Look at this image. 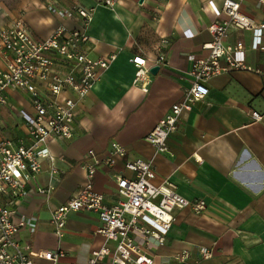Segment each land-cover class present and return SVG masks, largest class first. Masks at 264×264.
I'll list each match as a JSON object with an SVG mask.
<instances>
[{
  "label": "crops",
  "instance_id": "obj_1",
  "mask_svg": "<svg viewBox=\"0 0 264 264\" xmlns=\"http://www.w3.org/2000/svg\"><path fill=\"white\" fill-rule=\"evenodd\" d=\"M223 2L118 0L109 7L96 0H80L81 6L93 10L86 30L90 39L81 49L92 57L117 56L80 103L74 137L50 143L63 171L54 177L53 194L49 198L32 195L18 203L0 196L1 203L37 218L34 225L19 233L33 250L62 249L63 263L85 264L92 252L103 246L96 212L69 213L62 237L57 235L51 216L86 181L82 164L88 151L94 149L103 157L116 141L126 148L127 158L152 160L158 180L170 179L180 194L205 201L200 213L191 206L174 210L175 220L165 244L153 242L145 247L154 264H264V28L231 25L225 41L231 45L243 42L246 50L239 57L253 70H234L211 78L209 94L181 115L178 130L168 139V151L156 152L146 139L172 105L183 99L191 83L194 59L208 53L203 49L212 40L208 27ZM240 2L241 11L256 25L264 23V2ZM76 3L0 0V28L21 19L39 39L48 37L61 24L69 30L81 29L82 19L73 8ZM159 53L165 54L167 63L154 65L152 60ZM11 57L0 44V68ZM136 57L145 58L150 71L159 66L156 74H150L148 91L135 83ZM7 95L8 103L0 110V137L30 143L20 114L21 110H33L30 95L17 90H8ZM253 111L260 112L262 119L254 120ZM11 120L20 123L19 133L8 127ZM125 161L119 159L115 166L98 168L96 189L108 204L118 199L116 176L133 175ZM48 169L45 161L44 170L31 185L47 186L51 181ZM199 246L211 248L213 255L201 258ZM183 250L190 252L185 263L176 259Z\"/></svg>",
  "mask_w": 264,
  "mask_h": 264
},
{
  "label": "built area",
  "instance_id": "obj_2",
  "mask_svg": "<svg viewBox=\"0 0 264 264\" xmlns=\"http://www.w3.org/2000/svg\"><path fill=\"white\" fill-rule=\"evenodd\" d=\"M96 1L109 7L118 2ZM76 2L73 8L82 19L81 29L69 30L61 24L48 37L39 39L21 19L0 28V44L12 54L7 65L0 68V110L8 103V90L28 93L33 109L20 112L30 143L0 137V196L10 198V203H18L32 195L49 198L53 194L56 189L54 177L63 171L56 164L50 143L74 137L80 103L117 56L92 57L81 49V45L90 39L86 30L93 10L81 6L80 0ZM215 16L216 20L208 27L212 40L203 45L208 53L194 59L191 83L185 88L183 99L173 104L146 136L158 153L168 151V139L178 130L181 115L191 111L194 104L209 94L211 78L234 70H253L239 57L246 50L243 42L231 45L225 40L231 25L257 29L264 28V23L256 25L244 14L240 0H224ZM152 61L154 65H163L167 58L164 53H159ZM134 62L138 67L135 83L148 91L150 67L146 66L145 58L136 57ZM251 116L256 121L262 119L258 111L251 112ZM126 153V148L116 141L103 157L90 149L82 164L86 181L78 192L52 212L51 222L59 237L65 233L69 213L87 210L98 214L101 226L97 231L103 235L105 243L92 252L85 264H154V257L145 247L153 242L160 246L165 244L175 220L174 210L191 206L200 213L205 208L204 200H191L180 194L170 179L158 180L152 160L129 159ZM119 159L126 160L125 167L133 175L116 176L118 199L116 203L108 204L105 195L96 189V174L99 166H115ZM45 161L49 162L50 183L47 186L31 185L34 177L44 170ZM36 221L35 216L18 213L15 208L0 202V264H38L37 260L48 264H82L63 263L65 252L62 249L35 251L23 242L20 231ZM198 249L201 258L213 255L207 246ZM189 256V250H183L176 259L185 263Z\"/></svg>",
  "mask_w": 264,
  "mask_h": 264
},
{
  "label": "rangeland",
  "instance_id": "obj_3",
  "mask_svg": "<svg viewBox=\"0 0 264 264\" xmlns=\"http://www.w3.org/2000/svg\"><path fill=\"white\" fill-rule=\"evenodd\" d=\"M8 127L12 131L14 130L15 132H18V133L20 132V123L18 122V120H11L8 124Z\"/></svg>",
  "mask_w": 264,
  "mask_h": 264
},
{
  "label": "water",
  "instance_id": "obj_4",
  "mask_svg": "<svg viewBox=\"0 0 264 264\" xmlns=\"http://www.w3.org/2000/svg\"><path fill=\"white\" fill-rule=\"evenodd\" d=\"M158 70H159V66H154V67L151 68V72L153 74H156L158 72Z\"/></svg>",
  "mask_w": 264,
  "mask_h": 264
}]
</instances>
